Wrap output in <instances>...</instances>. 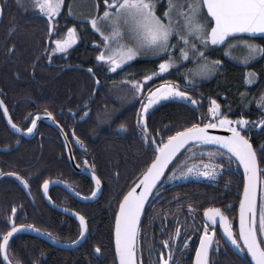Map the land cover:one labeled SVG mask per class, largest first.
Wrapping results in <instances>:
<instances>
[{"label": "snow or ice", "instance_id": "1", "mask_svg": "<svg viewBox=\"0 0 264 264\" xmlns=\"http://www.w3.org/2000/svg\"><path fill=\"white\" fill-rule=\"evenodd\" d=\"M17 4L26 12H32L37 18L45 20V36L51 42V46L43 49L46 60L51 61L55 53H68V50L79 39L75 26L67 29L65 35H59L57 18L61 16L65 9V0H16ZM101 2L103 11L101 13ZM159 6V7H158ZM6 3L0 2V19L3 18ZM94 16L80 19L75 17L72 5L67 6V14L73 16L81 23L90 24L91 28L102 37L98 45L96 61L108 65L109 72H115L122 65L135 60L141 52H152L154 55L167 53L168 59H164L158 66V72L145 75L143 81L152 80L160 73L168 72L174 66L176 57L172 54L179 51V58L183 61L190 60L191 57L203 61L198 65L197 75H205L211 71H216L221 67L220 60L208 61L206 52L215 46L227 45L224 55L231 56L232 59H239L233 55V50L243 48L246 55L243 57L244 66H249L257 58H264V46L257 45L253 41L257 38L264 39V0H167L166 5L161 0H95ZM159 10V14H158ZM16 26L9 29V33L14 34ZM59 38L53 39V36ZM177 37V44L173 45L171 39ZM115 45V47H113ZM199 45V46H198ZM15 50V44L9 52ZM39 59V57H37ZM35 66L33 68V74ZM86 72L95 77V72L91 67ZM259 80V75L254 71L245 73V85H253ZM134 90L133 95H142L144 83L142 81H127ZM195 83L194 80H187V87L181 90V86L174 82L165 81L155 90L148 89L147 95L140 101L141 107L135 116V126L138 129L142 143L151 147L152 155L150 161L145 164L141 176L129 190L122 195L118 201V207L114 217V251L118 258L117 264H145L144 249L138 244L141 236L142 217L147 215L146 205L152 206L150 197L159 196L164 187V181L187 180L191 177L206 178L216 180L223 165H216L211 162L205 163L200 160L198 163L188 164V159L195 160L196 153L186 158L182 165L174 166L170 170V175L165 177L169 165L184 149L186 145H215L218 146L216 152L209 151L208 157L226 156L227 162L231 165L233 159L237 168H242V193L239 200L238 228L233 231L232 221L224 211L218 207H208L204 209L203 216L205 222L199 229L194 231L202 233L197 236L198 247L190 249L191 236H184L181 239V228L186 227V222L177 220L172 234H167L166 239L159 241V247L155 249L157 253L156 264H179L174 260V252L179 249L182 253L194 252L192 264H213L210 254H224L234 250V254L239 258L240 264H264V144L254 147L250 132L259 128L264 132V116L257 121H249L243 117L230 119L226 112L221 110V105L215 99L209 100V108L206 115H201L199 122L192 121L187 124L173 128L169 125L163 126V131L173 134L159 135V131L149 128V117L154 111V106L161 101L174 100L185 102L186 105L196 106L199 101L190 95L189 88ZM94 84L99 85V79H94ZM245 99V94H241ZM264 112V93L256 101ZM247 105H245L246 107ZM0 107L8 117V123L18 133L33 135L38 131L37 120L39 116L30 119V126L26 129L20 127L12 121L8 115V108L4 101L0 99ZM71 111V109H69ZM230 112L231 109L229 108ZM31 116V114H29ZM84 115H88L87 112ZM47 117L57 123L55 116L47 112ZM210 118V119H209ZM27 119V118H26ZM223 129L229 135H214L210 130ZM119 130L127 131V124L121 123ZM156 132V135H153ZM73 136L75 132L71 133ZM67 141V134H65ZM159 139L160 143H157ZM77 143L83 147V141L77 137ZM17 143H20L17 140ZM190 151V148L188 149ZM223 150V151H221ZM86 151V149H85ZM201 156L204 153H200ZM83 163L92 172L95 181L91 192L92 197H96L101 192L103 181L95 173V162L91 165L85 160ZM178 169V171H177ZM7 175L15 177L24 188H29V181L16 172L4 173L0 171V176ZM49 180H44L43 191L47 194ZM139 189V191H138ZM155 190V191H154ZM77 195H79L77 193ZM51 200V197H48ZM88 199V197H84ZM180 203L177 198L176 201ZM22 207V206H21ZM231 205L228 206L229 210ZM196 209L189 204L188 212L194 213ZM15 207L11 208V214L4 219L5 229L0 233V264H21L11 254L10 241L24 231H34L40 233L41 229L34 224H17ZM79 219L78 238L72 240L73 245H80L81 241L89 234V224L85 216L76 213ZM151 219V217H149ZM222 225L225 247L222 249L220 241L216 239L217 226ZM162 225V230H163ZM53 242H58V238L51 232L45 233ZM166 234V233H165ZM177 241H180L177 245ZM153 245H149L147 251L152 255ZM96 254H101V248H94ZM43 255V253L41 254ZM250 257V260H249ZM189 259L191 257L189 256Z\"/></svg>", "mask_w": 264, "mask_h": 264}, {"label": "trees", "instance_id": "2", "mask_svg": "<svg viewBox=\"0 0 264 264\" xmlns=\"http://www.w3.org/2000/svg\"><path fill=\"white\" fill-rule=\"evenodd\" d=\"M0 2L7 4L0 26V93L6 94L7 92V95H17V93H13L14 87L17 86L12 85L15 84L14 81H17L21 84L20 88L27 90L23 92L25 95L35 96V110H39L40 113L51 112L53 109H56L58 113L64 114V110L71 109L74 111L81 104L86 103L89 105L88 108L91 109V116L85 124L77 126L78 130H82L81 133H78V136L84 139L85 143L96 141L102 134L115 137L117 133H119V143L123 141L131 142V135L136 128L135 116L137 111H134V109L140 104L141 97H135L131 92H127L126 98H122L114 90V85L119 82L122 83V80H138L145 76V72L151 74L154 69L153 71L149 70L148 65L151 63L155 65L156 62L138 59L118 71L109 72L107 64L95 60L98 54V45L102 37L89 24L83 25L81 22L70 18L67 14H61L57 19L60 30L59 35H65L67 29L70 27H78L79 42L68 51L67 59L64 57L67 54L62 53L55 57L54 60H46L42 54L43 49L51 46V42L45 36V20L37 18L32 12H26L17 4L16 0H0ZM13 25L16 26V32L10 35L9 29ZM56 38H59V36H53V39ZM256 41L264 46V40ZM13 44H15V50L9 52ZM220 59L224 62V67L219 75L204 83H194L189 88L198 92L196 93L197 96H194L200 102L196 106L197 110L194 111L193 106L186 105L183 102H167L152 112L149 122L150 130H158L159 135L164 136L166 139L167 135L173 133L163 131L164 125L176 128L192 121L199 122L200 116L207 114L210 99L217 100L221 105V110H226L230 119L235 120L242 117L240 116V111L243 110L242 108L246 103V99L241 95L244 92L245 73L247 70H253L259 75L260 82L254 89L257 96L253 99L257 100L264 93V58L258 59L247 67L236 64L223 56H220ZM53 63H59L62 66L54 67ZM75 65H85L87 68L91 67L95 72V77H92L84 69H76ZM34 66L35 71L33 74ZM71 66H75V68H71ZM164 78L170 80L176 79L182 89L187 87V81L183 76H166ZM94 79H99L100 81V87L97 91ZM4 81H7V83ZM123 86L128 87L126 84ZM5 87H8L9 90L4 89ZM133 96L139 102L134 101ZM94 97H97V99L94 100ZM81 98L84 99L81 101ZM229 108L231 109L230 112L228 111ZM257 115L263 116L264 112L261 110L257 111ZM245 116L247 117L248 115ZM121 123L127 124L126 132L119 130ZM114 124L117 126V131L115 130L114 134H112L111 129ZM83 127L86 130H83ZM6 131L0 116V141L5 140L6 135H4V132ZM156 134V132H153V135ZM249 134L254 147L264 144V132H250ZM156 142L160 143L158 139ZM42 145L45 153L42 155L40 163H47L48 141H43ZM112 145L110 139H104L100 145L104 152V166L114 169L115 176L114 178L113 176L106 177L103 180L106 195L104 199H108L110 202L113 201L111 206V226H107L106 228L101 227L98 231V235L101 236L98 240L104 246L107 245V241L109 240L111 243L113 242L114 217L118 201L122 199V195L141 176L145 164L151 158L150 156L146 161L138 162V159L131 157L129 162L124 161L123 165L116 164L117 160L113 153ZM117 148L120 149L119 160L124 159L123 155L129 153L128 148L122 144ZM189 148L190 151L188 150ZM189 148L173 163L167 175L184 158L191 157L193 152L197 154L195 160L201 158L210 159L207 153L218 150V147L211 145H193ZM22 151V156L18 158L26 161L29 158L24 146L22 147ZM40 152L41 145L39 144L35 159ZM201 152L204 153L203 156L200 155ZM211 161L217 165H223L222 172L216 180H188L183 183H167L164 180V187L160 195L158 197L153 196L151 200L152 206H147V215L143 216L141 236L138 241V244L144 249L143 258L145 264H156L157 253L155 249L159 247V241L166 239L167 234L173 233L176 218H173V222L170 221L173 223V226L169 225L168 227L166 217L170 214L180 215V221L186 222V227L181 228L183 237L187 235L191 236V239H194V235L196 237L200 235L199 232L194 230L201 228L203 225L202 214L204 209L208 207H218L222 211L226 210V214L232 219L233 230L236 231L238 206L242 193V172L240 168H237L234 159L231 165H229L226 156L217 155L212 157ZM261 165L264 166V163ZM92 190L93 187L91 186L90 192ZM113 194H115V198H113ZM177 198L180 201L179 204L176 202ZM189 204L196 209L194 213L190 214L188 212ZM229 205L232 206L230 210L228 208ZM162 225L164 226L163 230ZM219 240L221 241L220 237ZM220 244L224 246L222 241ZM149 245L154 246L151 256H149L147 251ZM14 246L17 247L15 242ZM19 248L21 255L28 258L30 256L33 257L35 254V239L31 238V243H23ZM17 249H14V253H17ZM228 254L229 256L227 257V254H224L222 251L218 255L219 258L216 255H211L210 259L214 261V264H240L239 258L232 251H229ZM189 256L191 259H186V264H191L194 252L183 253L184 258Z\"/></svg>", "mask_w": 264, "mask_h": 264}, {"label": "flooded vegetation", "instance_id": "3", "mask_svg": "<svg viewBox=\"0 0 264 264\" xmlns=\"http://www.w3.org/2000/svg\"><path fill=\"white\" fill-rule=\"evenodd\" d=\"M215 49V47L211 49L210 53H212ZM60 54L62 53L53 54L51 60H54V58ZM64 57L67 59L68 54ZM252 63H255V61ZM53 66L60 67L62 64L53 63ZM75 66L76 69H84L85 71L87 69L85 65ZM75 66H71V68H75ZM154 66L156 67L153 72H156V70H158V63H155ZM248 71L253 70H247L246 72ZM177 75L178 71L175 70L166 75L154 76L152 80L144 86V92L140 95L141 100L143 99V96L147 95L148 89L151 88L152 90H155L156 87H159L165 81L179 84L176 79L170 80L164 78L166 76ZM4 82L7 83V81ZM14 82L15 84L12 85L17 87H14L13 93H17V95H7V92L6 94L0 93V99H2L4 101V105L7 106L8 115L11 116L12 121L20 127L26 129L27 126H30V119L35 118L36 116H39L40 119L37 120L38 131L33 135H28L26 138L22 135L13 133L8 128L3 109L0 107V116L3 121V125L7 130L4 132V135H6L5 140L0 141V150H9V152L0 151V171L4 173L16 172L29 181V188H24V186L15 177L7 175L0 176V233H2L5 229V217L10 215L11 208L15 207L17 209L15 217L17 224H34L36 227H39L41 232L44 234L51 232L53 236L58 238V242H54V244L74 246L71 241L78 238L79 221L72 217L69 213H79L80 215L85 216L89 224V234L85 240L81 241L80 245H76L71 250L57 248L54 244L48 243L36 237L18 234L12 241H10L11 254L16 259H19L21 264H117L113 242L111 243L109 240L107 241V245L104 246L102 242L100 243L98 240L101 238V236L98 235L99 228L111 226V206L113 201L110 202L108 199H104V196H106L104 182L102 184V193L100 195L97 193L96 197H92V191L90 192V188L91 186L94 188L95 183L89 177L79 173L78 170L91 173L92 175L89 167L83 163V161L87 160L89 165L95 162V173L101 177L102 181L106 179V177H115L114 169H111L110 167L106 168L104 166V152L102 146H100L104 139H110V141H112L113 153L115 154L117 160L116 164L120 165H123L124 161L129 162L131 157L133 159H138V162H143L144 160L146 161L152 154L151 147L142 143L137 128L134 129L131 135V142L129 143L126 141H121L122 143H119V133H117V136L115 137H109L108 135L102 134L96 141L85 143L84 139L78 136V133H81L82 130H78L77 126L79 124H85V122H87L90 118L91 109L88 108V104H81L79 108L74 111H69L68 109L64 110V114L58 113L56 109H53L51 113L55 116V120L57 122L54 123L51 120L48 121L41 119V117L47 116V112L40 113L39 110H35V96L32 97L31 95H25L23 92L27 90L20 88L21 84L19 82ZM259 82L260 81L258 80V83ZM258 83L251 86L245 85L243 90V93H245V96L247 97L245 101V105L247 106H243V110L240 111V116L248 119L249 121H257L258 118L261 117V115H257V111L261 110V106L256 103L257 100H253L257 96L254 89ZM4 89L9 90L8 87H5ZM181 90L184 89L181 88ZM188 90L190 95L193 97L197 96L196 93L198 92L190 89ZM84 98H81V101ZM95 99H97V97H94V100ZM165 103L154 106V110ZM140 107L141 103L136 106L134 111L139 112ZM85 112H87L88 115L85 116ZM223 112H226V110ZM29 114H31V116ZM244 114L249 117H246ZM83 118L86 119L83 121ZM150 120L151 116L149 117L148 122H150ZM82 129L86 130L85 127ZM115 130L117 131V126L114 124L112 126L111 133L114 134ZM61 131L63 132L61 133ZM73 131L75 132L74 136L71 134ZM259 131V128H256L251 132L254 133ZM24 133H26V131ZM65 134H67V141L65 139ZM77 137L80 141H83V147L76 142ZM17 140H19L20 143H17ZM43 141H48L47 163H40L41 157L45 153L42 145ZM39 144L41 145V152L35 159ZM120 144L126 146L129 152L128 154L125 153L123 155L124 159L121 160H119L120 149L117 148ZM23 146L26 149V153L29 158L26 161H22L18 158L22 156L21 151ZM98 146L100 147L97 148ZM261 167L264 166L261 165ZM44 180L50 181L46 196H50V201L60 210L53 208L47 202L43 191ZM63 185L69 187L72 191H74V193H78V196L81 198L87 196L88 198H95V201L91 203L81 202L64 189ZM113 196V198L116 197L115 194H113ZM224 213L229 217V215L226 214V210H224ZM174 217L176 218V221L181 219L180 215H168V217H166L168 227L169 225L173 226L172 222ZM202 218L205 222L203 214ZM230 220L232 221V219ZM194 236L195 238L190 241V248L198 247V239L196 235ZM219 237L224 244L220 227L218 226L216 229V239L219 240ZM31 238L35 239V254L33 257L30 256L28 258L21 255L19 246L23 243H31ZM183 238L182 233L181 239ZM14 242L17 247L14 246ZM179 243L180 241H177V245H179ZM96 246L101 248V254L99 255L94 252V248ZM221 246L225 247V245ZM15 248H18L16 250L17 253H14ZM229 251L232 250L230 249ZM229 251L227 252V257L229 256ZM42 253L43 255H41ZM211 255L212 254H210V258ZM216 257L219 258L218 255H216ZM188 258L189 257L184 258L183 253L179 249L174 252V260L178 261L179 264H186V259ZM0 260H2V255H0ZM192 260H194V257ZM211 261L214 264V261Z\"/></svg>", "mask_w": 264, "mask_h": 264}, {"label": "rangeland", "instance_id": "4", "mask_svg": "<svg viewBox=\"0 0 264 264\" xmlns=\"http://www.w3.org/2000/svg\"><path fill=\"white\" fill-rule=\"evenodd\" d=\"M181 3L184 2V0H180ZM190 2V0H189ZM94 3H95V0H65V9L62 11L61 14H67V6L68 5H72V8H73V13L75 15V17H79L80 19H83V18H86V17H90V16H94L96 14V9L94 7ZM161 3L166 5L167 3V0H161ZM103 4H101V9L100 11L102 12L103 10V7H102ZM159 7V6H158ZM158 14H159V10H158ZM68 15V14H67ZM69 16V15H68ZM70 18H73V16H69ZM59 18V17H58ZM57 18V19H58ZM76 21H78L77 19H74ZM79 22V21H78ZM81 24H88V23H81ZM90 25V24H89ZM91 27V26H90ZM77 28V32H78V36H79V29L78 27ZM94 30V29H93ZM95 31V30H94ZM67 33V32H66ZM65 33V34H66ZM79 42V39L77 40V42L69 49L71 50L76 44H78ZM255 44L257 45H261L259 44L258 41L254 40L253 41ZM171 43L173 45L177 44V37L174 35L171 39ZM199 46V45H198ZM262 46V45H261ZM113 47H115V45H113ZM217 49V50H216ZM215 50H213L212 53H210V50L208 52H206V56L208 58V61H213V60H220V56H223L229 60H231L232 62L236 63V64H239V65H243L242 63V60H243V57L246 55V50H244L243 48H237V49H234L233 50V55L238 57L239 59H232L231 56H226L224 55V51L227 49V45H225L223 48H216ZM68 50V51H69ZM176 59L174 60V66L172 68H170L168 70V72H165V73H160L159 75H166V74H169L175 70L178 71V75L179 76H183L185 78V80L187 81L188 79H192L195 81V83H204L206 81H209L211 80L214 76L216 75H219V73L222 71L223 67H224V62H222V65L221 67H219L218 70L216 71H211L203 76L201 75H197V70H198V65L203 63V61H198L194 58L191 57V53H190V60L189 61H183L179 58V51L178 49L175 50V52L172 53ZM138 59H147V60H151V62H156L158 63V66L160 63L163 62L164 59H168V54L167 53H160L159 55H154L152 52H141V54L135 59V60H132V61H129L127 64L125 65H122L121 68H118L116 71L124 68L126 65L138 60ZM260 59V58H257V60ZM254 62V61H253ZM252 64V63H251ZM148 69L153 71V69L156 67L152 64L148 65ZM156 72H158V70H156ZM145 75L149 74L148 72H145L144 73ZM144 77V76H143ZM143 77H141L140 79H135V81H142L144 83V86L150 81H143ZM129 80V79H127ZM127 80H122V83L119 82L117 83L116 85H114V90L116 92H118V95H121L122 98H126L127 96V92H131V94L134 93V90L132 89L131 85H128L127 83ZM131 81V80H130ZM258 83V82H257ZM255 83V84H257ZM126 84V86L128 87H124L123 85ZM254 85V84H253ZM248 86H251V85H248ZM120 93V94H119ZM130 97V96H129ZM135 97H140V95H136ZM134 98V101H137L139 102L136 98ZM121 98V97H120ZM130 99V98H129ZM259 100V99H257ZM170 101H174V100H165V101H161L159 104H162V103H167V102H170ZM261 109V108H260ZM264 116V115H263ZM185 160V158L179 163V165H182L183 161ZM200 160H203L205 163H208V162H211L213 163L210 159H196V160H188V164L191 165L192 163H198ZM215 164V163H213ZM217 165V164H216ZM178 171V169H177ZM219 171V174L222 172V169H218ZM170 175V172L169 174ZM167 175V176H168ZM166 176V177H167ZM188 180H195V181H210L206 178H197V177H191L187 180H175V181H166L167 183H183V182H186Z\"/></svg>", "mask_w": 264, "mask_h": 264}, {"label": "water", "instance_id": "5", "mask_svg": "<svg viewBox=\"0 0 264 264\" xmlns=\"http://www.w3.org/2000/svg\"><path fill=\"white\" fill-rule=\"evenodd\" d=\"M3 19V18H2ZM2 19H0V25H1V22H2ZM255 40H264V39H259V38H257V39H255ZM225 45H223V46H215V48H218V49H220V48H223ZM99 86H100V84L99 85H96V90L99 88ZM3 109V108H2ZM5 116V115H4ZM41 119H45V120H48V121H50L51 119H49L47 116H43V117H41ZM86 118H83V121L85 120ZM5 121H6V123H7V126H8V128L13 132V133H15V134H19V135H22V136H24V137H28V134H26V133H18V132H16V130L15 129H13L12 127H11V125L7 122L8 121V117L7 116H5ZM52 121V120H51ZM211 132H212V134H214V135H229L230 133H227L225 130H223V129H212V130H210ZM63 131H61V133H62ZM36 133V132H35ZM36 135V134H35ZM64 136V135H63ZM190 146H193V145H186L185 146V148L184 149H181V151H180V153H178L177 154V157L172 161V163L169 165V169H170V167L173 165V163L178 159V157L187 149V148H189ZM211 146H215V145H211ZM215 147H218V146H215ZM0 151H2V152H9V150L8 149H1ZM240 170H241V172H242V168H240ZM78 172L79 173H81V174H83V175H85V176H87V177H89L90 179H92L93 180V178H92V175H91V173H88V172H85V171H79L78 170ZM167 172H168V170H166V172H165V177H166V174H167ZM138 180V179H137ZM136 180V181H137ZM162 181H164V178H162ZM93 182L95 183V181L93 180ZM134 185V184H133ZM132 185V186H133ZM63 188L64 189H66L72 196H74L76 199H78L79 201H81V202H84V203H91V202H93V201H95V198H88V199H84V198H81L80 196H78L76 193H74V191H72L69 187H67L66 185H63ZM102 191H103V187H102V190H101V192H99L98 193V195H100L101 193H102ZM138 191H139V189H138ZM155 191V190H154ZM44 195H45V197H46V199H47V202L53 207V208H56V209H58V210H60L58 207H55V205L48 199V197L46 196V194L44 193ZM152 198L153 197H150L149 198V200L151 201L152 200ZM147 206L148 205H146V208H147ZM63 211V210H62ZM72 217H74L75 219H77L78 221H79V219H78V217L76 216V214L75 213H69ZM238 214H239V206H238V213H237V224H236V228H238ZM142 219H143V217H142ZM218 226L220 227V232H221V236H222V239L223 240H225L226 239V237H223V231H222V228H223V226L222 225H219L218 224ZM217 226V227H218ZM22 234H24V235H29V236H32V237H36V238H39V239H41V240H44V241H46V242H48V243H51V244H54V242L51 240V239H49L44 233H42V232H40V233H36V232H34V231H24V232H21V233H19V235H22ZM18 235V234H17ZM54 246L55 247H57V248H61V249H65V250H71L73 247H75L76 245H74V246H63V245H58V244H54ZM113 246H114V231H113ZM230 249H231V247H230V245L228 246ZM232 250V249H231ZM232 252L234 253V250H232ZM114 253H115V251H114ZM115 257H116V255H115ZM117 260H118V258L116 257V263H117ZM249 260H250V257H249ZM253 264H254V262H253Z\"/></svg>", "mask_w": 264, "mask_h": 264}]
</instances>
